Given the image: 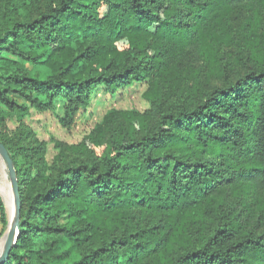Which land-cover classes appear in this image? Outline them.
Listing matches in <instances>:
<instances>
[{
	"label": "trees",
	"instance_id": "16d2710c",
	"mask_svg": "<svg viewBox=\"0 0 264 264\" xmlns=\"http://www.w3.org/2000/svg\"><path fill=\"white\" fill-rule=\"evenodd\" d=\"M143 80L147 110L51 139V163L22 122L60 101L68 128L97 87ZM0 143L20 198L4 264H264V0H0Z\"/></svg>",
	"mask_w": 264,
	"mask_h": 264
},
{
	"label": "rangeland",
	"instance_id": "374dc122",
	"mask_svg": "<svg viewBox=\"0 0 264 264\" xmlns=\"http://www.w3.org/2000/svg\"><path fill=\"white\" fill-rule=\"evenodd\" d=\"M21 64L34 77L43 79L49 74V70L43 65H34L29 62H22ZM186 73V68L174 66L168 72V78H174L177 82H180V78H184ZM214 82L216 81L214 80ZM148 85V82L143 80L119 88L114 93H108L104 87H97L91 95L89 104L76 113L73 123L68 128L62 126L59 122V117L61 116L60 101H57L53 108L47 111H36L30 107L22 118V122L32 130L39 141L47 143L45 158L48 163H51L57 153V149L54 148L51 139L67 144H77L97 126L102 117L110 110H130L137 112L147 110L150 107V102L145 98L144 94L148 89ZM18 102L22 101L18 100ZM19 123L16 114H10L6 119L7 130L14 132L18 128ZM6 173L7 170L4 168L0 158V196L6 216V226L1 236L5 232L8 222L13 215L12 213L10 217L9 198H12V196ZM59 245L60 241L58 239L46 235L36 240V248L45 256L60 252ZM73 257L74 255L70 258ZM69 260H66V262Z\"/></svg>",
	"mask_w": 264,
	"mask_h": 264
},
{
	"label": "water",
	"instance_id": "95a60500",
	"mask_svg": "<svg viewBox=\"0 0 264 264\" xmlns=\"http://www.w3.org/2000/svg\"><path fill=\"white\" fill-rule=\"evenodd\" d=\"M0 158L3 162L4 168L7 170L6 176L9 179L10 192L13 200V215L9 220L7 228L0 240L2 248L0 250V264H4L8 258V253L15 244L19 236V214H20V198L18 194V183L16 178L13 162L2 143H0Z\"/></svg>",
	"mask_w": 264,
	"mask_h": 264
},
{
	"label": "bare ground",
	"instance_id": "6f19581e",
	"mask_svg": "<svg viewBox=\"0 0 264 264\" xmlns=\"http://www.w3.org/2000/svg\"><path fill=\"white\" fill-rule=\"evenodd\" d=\"M9 204H10V217H11V215H12V213H13V203H12V198H9ZM1 248H2V242H0V250H1Z\"/></svg>",
	"mask_w": 264,
	"mask_h": 264
},
{
	"label": "crops",
	"instance_id": "0c3cea01",
	"mask_svg": "<svg viewBox=\"0 0 264 264\" xmlns=\"http://www.w3.org/2000/svg\"><path fill=\"white\" fill-rule=\"evenodd\" d=\"M0 200H1V202H2V198H1V196H0ZM1 228H2V225H1V222H0V232H1ZM1 236V235H0Z\"/></svg>",
	"mask_w": 264,
	"mask_h": 264
}]
</instances>
